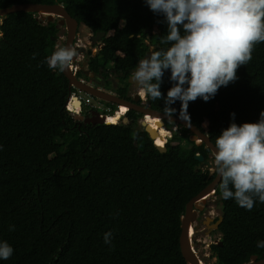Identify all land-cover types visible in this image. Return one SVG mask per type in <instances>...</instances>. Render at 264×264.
Here are the masks:
<instances>
[{
	"label": "trees",
	"instance_id": "trees-1",
	"mask_svg": "<svg viewBox=\"0 0 264 264\" xmlns=\"http://www.w3.org/2000/svg\"><path fill=\"white\" fill-rule=\"evenodd\" d=\"M28 1L62 3L79 24L105 31L98 56L104 67L129 72L151 46L170 47L161 43L168 30L164 16L146 0H0V8ZM37 17L20 11L0 24V240L14 248L0 264H188L180 247L181 217L217 174L195 157L200 153L208 160L211 150L171 121L166 127L177 133L166 142L170 134H161L160 119H145L159 131L156 142H166L167 151L159 150L135 110L126 113L127 123L118 122L117 113L107 116L110 124L71 122L64 104L75 88L46 63L61 27L57 20L43 23ZM170 76L166 70L164 97L173 86ZM237 76L207 102H189L188 120L214 143L233 120L255 122L264 111V42L255 45ZM147 99L151 108L165 112L164 99ZM171 107L172 115L181 117V101ZM216 193L224 216L220 240L210 245L217 263L263 257L257 242L264 240V203L257 199L247 210L224 199L219 185ZM106 232L112 233L111 244L105 243Z\"/></svg>",
	"mask_w": 264,
	"mask_h": 264
},
{
	"label": "clouds",
	"instance_id": "clouds-1",
	"mask_svg": "<svg viewBox=\"0 0 264 264\" xmlns=\"http://www.w3.org/2000/svg\"><path fill=\"white\" fill-rule=\"evenodd\" d=\"M146 3L153 12L164 16L168 30L161 43L170 47L152 50L140 59L132 78L142 98L165 100L164 111L169 117L176 111L171 105L180 100L181 117L190 119L189 102L197 98L207 102L221 86L235 82L238 69L251 61L255 45L264 42V0H146ZM77 55L75 46L57 45L46 57V63L50 69L63 72L72 67ZM169 69L173 86L164 97L161 82ZM214 165L224 199L232 198L247 210L254 207L257 199L264 203V111L255 122L238 124L233 120L216 137ZM111 237V232L104 234L106 244H111ZM257 247L264 248V240L258 241ZM13 252L8 241L0 240V259L8 260Z\"/></svg>",
	"mask_w": 264,
	"mask_h": 264
},
{
	"label": "water",
	"instance_id": "water-1",
	"mask_svg": "<svg viewBox=\"0 0 264 264\" xmlns=\"http://www.w3.org/2000/svg\"><path fill=\"white\" fill-rule=\"evenodd\" d=\"M26 11L38 14L37 19L43 23L51 22V21H58L59 26H64L66 29V40L64 46H73L74 39L77 34V30L79 27V22L76 18H74L69 11L65 8L62 3H36L32 1H28L25 3H16L7 7L0 8V18H5L11 13ZM105 34V31H98L97 32V39H100L102 35ZM57 38V37H56ZM80 52H84V48H76ZM150 55V51L147 52L144 56L147 57ZM86 62H84L83 67L85 66ZM85 69V67H84ZM87 72V71H86ZM64 75L68 78L69 86L70 87H77L82 91L93 95L96 98L103 99L115 104H118L120 107L121 105H126L127 110H135L147 116L150 114L152 116L158 117L160 120L158 122V126L165 127V121L175 122L180 124L191 131L190 139L196 141L198 144H205L208 147L212 154L214 155V147L215 143L212 141L211 136L206 132L203 131L200 127L189 121L188 119H184L179 116L169 115L165 112L156 110L151 108V100L147 99L145 105L137 104L134 101L127 100L125 98L119 97L111 92H107L96 88L90 84L85 83L84 81L80 80L76 73L71 68L65 69L63 71ZM69 99V95L67 96V100ZM68 118L71 122L77 123L79 121H85L86 123L91 124H110L106 120L107 116L103 113H100L97 110H92L90 116H85L84 111H66ZM122 121L127 123L129 118L123 116ZM142 126H144L145 130L148 132L149 136L155 140L159 131L155 128L150 126V124L146 120H142ZM175 134L177 131H173ZM173 132L168 136L167 141H169L173 137ZM165 142V144H166ZM156 144L157 148L163 152L167 151V147ZM196 159L201 162V166H205L208 168L212 167V162L210 159L206 160L203 154L197 153L195 155ZM220 184V177L218 173L214 177V179L207 184L197 195H195L186 205V210L184 215L181 217V234H180V247L182 254L188 264H205L203 260L200 258L199 254L196 252L192 238L190 236V229L193 226L196 217H197V209L202 208V204L206 203L207 199L212 196L216 192V188ZM223 214H219V218L217 220L216 227L219 228L220 224L223 221ZM242 264H264V254L263 257H259L256 254L251 255V258L242 263Z\"/></svg>",
	"mask_w": 264,
	"mask_h": 264
},
{
	"label": "flooded vegetation",
	"instance_id": "flooded-vegetation-1",
	"mask_svg": "<svg viewBox=\"0 0 264 264\" xmlns=\"http://www.w3.org/2000/svg\"><path fill=\"white\" fill-rule=\"evenodd\" d=\"M82 25H84V24H79L77 34H76V37L74 39V44H73V46H75L76 48H84L85 49L84 52H80L77 50L78 55H77V57L74 58V61L72 64V67H73L72 70L76 73L77 77L80 80L84 81L85 83L90 84L96 88H99V89L107 91V92H111V93H113L119 97L125 98V99L130 100V101H134L137 104L145 105V103L147 101V96H145L143 98L140 96V90L137 86V83L132 78V73L135 71L136 68L129 71V72H126L122 68L119 69V67H117V66H110L109 65L107 67H104L103 65H101L98 62V56L100 55L102 49L105 46V43L103 42V38H104L106 33L104 35H102L100 37V39H97L96 38L97 32L94 33L90 29L91 35L87 39L88 45L83 44V43L79 42V41H81L79 28ZM62 27H64V26H62ZM59 37H60V35H59ZM59 37H58V39H59ZM62 44L65 45V42ZM149 51L150 52L152 51V46L149 48V50H147V52H149ZM80 56H82L83 58H79ZM122 58H123V55L120 54V55L116 56L115 60H116V62H118ZM84 62H86L85 66H84L85 69L83 67ZM69 88L72 89L73 87L69 86ZM74 88L75 89L73 91H80V92H83L84 94H87L86 92L82 91L81 89H79L77 87H74ZM70 91H72V90H70ZM114 110L115 111L120 110V106L118 105V107ZM128 112H129V110L125 111V114L123 116H125L126 113H128ZM140 114L141 115L138 117V122H139L140 126H142V120H145L146 116L142 113H140ZM90 115H91V112L85 111V116H90ZM126 117L129 118V116H127V115H126ZM166 123L167 122L165 121V126H166ZM77 124H79L81 126L82 124L88 125L91 123H86L85 121H79V122H77ZM210 197L216 198L215 204H218L219 199H221V197L216 192ZM196 209H197V217H196V220L194 222L195 227L193 224L194 231L195 230L198 231L201 228L206 229L208 234H211L215 231H218L219 228L216 227V224H217V220L219 218V214L214 215L213 211L210 210V204L208 203V199H207L206 203L202 204V208H196ZM191 238H192V236H191ZM192 241H193V239H192Z\"/></svg>",
	"mask_w": 264,
	"mask_h": 264
},
{
	"label": "rangeland",
	"instance_id": "rangeland-1",
	"mask_svg": "<svg viewBox=\"0 0 264 264\" xmlns=\"http://www.w3.org/2000/svg\"><path fill=\"white\" fill-rule=\"evenodd\" d=\"M44 22H46V21H44ZM1 23H2V18H0V24ZM60 27H61V31L59 33L60 37L57 40V45H61L62 43L65 42V39H66V29H65V27H62V26H60ZM79 32H80V37H81V41H79V42L88 45L87 39L91 35V30L87 26L82 25L79 28ZM1 35H2V33L0 31V37H1ZM79 58H83V57L80 56ZM81 95L85 96V94L83 92L81 93ZM57 104H58V101L56 99L52 100L51 105L53 107L57 106ZM146 119L149 121L155 122V123L157 122L156 119L150 118L149 116H146ZM164 128L169 131V129H167L166 126ZM173 129H175V127ZM171 132H172V130H171ZM169 134H170V132H169ZM210 160L212 162V167L210 169L214 170V168H215L214 155L212 153L210 156ZM202 167H205V166H202ZM215 200H216L215 197H213V198L209 197L208 203L210 204V210L213 211V214L218 215V214L222 213V203H221V199H219L218 204H215ZM194 227H195V224H194ZM193 232L194 233L191 235L192 239H193V244H194L196 252L199 254V256L203 260V262L205 264H218L216 261V257H214L211 254L210 245L212 244L211 243L212 241L219 239L220 232L215 231L211 234H208L206 229H204V228H201L198 231L195 230Z\"/></svg>",
	"mask_w": 264,
	"mask_h": 264
},
{
	"label": "built area",
	"instance_id": "built-area-1",
	"mask_svg": "<svg viewBox=\"0 0 264 264\" xmlns=\"http://www.w3.org/2000/svg\"><path fill=\"white\" fill-rule=\"evenodd\" d=\"M73 68V67H72ZM82 92L80 91H70L69 93V99L66 100L64 104L65 110H70V111H88L91 112L92 110H97L100 113L105 114L106 116H109V114H116L121 111L120 110H113L110 106H108L105 102L102 101V99L96 98L91 94H85V96L81 95ZM78 109V110H77ZM125 112L121 114L124 115ZM120 116V118H121ZM119 118V119H120ZM170 132V131H169ZM171 134V132H170ZM221 237V233H220ZM219 239L212 241L211 243H217L220 240Z\"/></svg>",
	"mask_w": 264,
	"mask_h": 264
},
{
	"label": "bare ground",
	"instance_id": "bare-ground-1",
	"mask_svg": "<svg viewBox=\"0 0 264 264\" xmlns=\"http://www.w3.org/2000/svg\"><path fill=\"white\" fill-rule=\"evenodd\" d=\"M122 107H121V111L119 112V113H117V117L118 118H120V116H121V114L123 113V112H125V111H127V106L126 105H121ZM147 116H149L150 118H154V119H156L157 121L159 120V118L158 117H156V116H152V115H150V114H147ZM150 124V123H149ZM150 126H152L151 124H150ZM153 127V126H152ZM154 128V127H153ZM156 129V128H155ZM157 130V129H156ZM158 131V130H157ZM161 134L163 135V136H166V135H168L169 134V131L168 130H166V129H162L161 130ZM159 135V134H158ZM170 136V135H169ZM168 138V137H167ZM155 142H156V139H155ZM156 144H158V145H161V146H163L165 143H163V144H159V143H157L156 142ZM194 231V228H193V226L191 227V229H190V236L194 233L193 232Z\"/></svg>",
	"mask_w": 264,
	"mask_h": 264
},
{
	"label": "snow or ice",
	"instance_id": "snow-or-ice-1",
	"mask_svg": "<svg viewBox=\"0 0 264 264\" xmlns=\"http://www.w3.org/2000/svg\"><path fill=\"white\" fill-rule=\"evenodd\" d=\"M78 110V109H77Z\"/></svg>",
	"mask_w": 264,
	"mask_h": 264
}]
</instances>
